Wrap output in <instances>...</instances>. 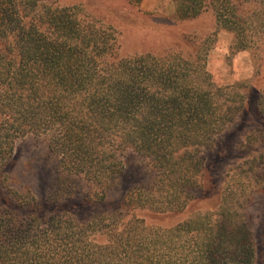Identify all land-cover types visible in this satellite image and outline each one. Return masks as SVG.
Returning <instances> with one entry per match:
<instances>
[{"label":"trees","instance_id":"16d2710c","mask_svg":"<svg viewBox=\"0 0 264 264\" xmlns=\"http://www.w3.org/2000/svg\"><path fill=\"white\" fill-rule=\"evenodd\" d=\"M51 1L0 0V186L15 142L33 135L89 192L69 204L52 198L57 186L42 200L2 188L0 264H256L244 195L201 156L243 112L242 94L213 82L201 50L119 57L116 38ZM171 1L182 20L211 9L236 52L264 45V0ZM128 151L155 179L113 201Z\"/></svg>","mask_w":264,"mask_h":264},{"label":"rangeland","instance_id":"374dc122","mask_svg":"<svg viewBox=\"0 0 264 264\" xmlns=\"http://www.w3.org/2000/svg\"><path fill=\"white\" fill-rule=\"evenodd\" d=\"M73 7L86 22H94L119 43V57L142 54L163 55L169 51L201 50L206 53L207 69L215 84L235 87L244 97V110L220 133L212 147L202 151L203 162L212 180L222 187H234L244 195L246 220L252 232L256 264H264V45L236 52L234 35L218 29L211 9L192 19H180L171 0H52L45 5ZM58 157L45 138L28 135L18 139L3 185L18 195L53 199L68 194L76 204L89 192L82 177L57 172ZM155 179L150 162L128 151L124 154V173L109 198L121 199L134 188L149 187ZM229 184V185H228ZM0 186V208L3 193ZM239 187L244 190L239 191ZM108 207L84 210L85 219ZM213 209V201L196 204L193 213ZM162 221L169 226L190 213Z\"/></svg>","mask_w":264,"mask_h":264}]
</instances>
